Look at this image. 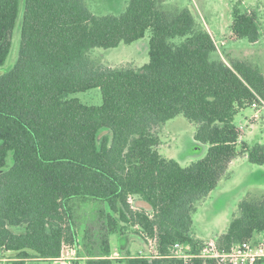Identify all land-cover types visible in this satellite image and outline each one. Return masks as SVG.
Here are the masks:
<instances>
[{
	"label": "trees",
	"instance_id": "16d2710c",
	"mask_svg": "<svg viewBox=\"0 0 264 264\" xmlns=\"http://www.w3.org/2000/svg\"><path fill=\"white\" fill-rule=\"evenodd\" d=\"M166 1L129 0L119 15H98L85 0H0V66L21 19L17 60L0 75V249L16 253L12 264L54 261L65 245L84 258L71 264H222L199 256L207 242L195 235L193 216L230 176L233 160L264 164V144L249 145L234 123L254 102L263 106L264 74L219 57L194 11ZM231 29L236 39L262 36L256 11L239 4ZM149 30L143 66L90 56ZM92 88L101 89V105L72 97ZM180 114L196 124L195 140L209 145L187 166L159 150L160 129ZM87 202L98 204L97 223L83 227L77 209ZM129 227L148 253L114 258L110 236ZM262 232L264 195L249 194L216 244L229 253ZM150 238L158 254L150 253ZM176 243L190 245L193 256L175 257Z\"/></svg>",
	"mask_w": 264,
	"mask_h": 264
},
{
	"label": "rangeland",
	"instance_id": "374dc122",
	"mask_svg": "<svg viewBox=\"0 0 264 264\" xmlns=\"http://www.w3.org/2000/svg\"><path fill=\"white\" fill-rule=\"evenodd\" d=\"M85 2L95 14L119 15L126 10L129 0H85ZM166 2L167 4L189 6L194 11L198 22L209 32H212L210 33L213 34L216 41L219 57L227 58L228 61L229 58L248 61L257 66L264 74V0H167ZM237 4L243 10L256 11L262 26V36L257 42H250L247 38L236 39L233 37L231 29L233 9ZM20 24L21 19L12 35L11 53L6 63L0 66V75L9 71L17 60ZM150 38L151 31L149 30L143 39L138 40L139 42L122 43L114 48L97 47L90 51V56L98 63L114 67L143 66L150 59ZM227 51L231 53L230 57H226ZM72 97H77L88 105H101L103 103L100 88L77 92ZM234 123L242 129V140L249 145L264 144V104L259 111L250 106L244 108L235 115ZM195 131L196 124L182 114L168 120L160 129V153L166 158L176 159L182 166H187L203 158L209 145L203 144L201 146L203 148L197 149L194 138ZM230 172V176L222 178L217 188L197 205V211L193 216V231L201 238L216 240L229 228L233 215L239 212V202L243 198L249 194L264 195V164L258 165L251 163L248 159L239 158L232 162ZM98 208V204L95 202L80 203L77 216L81 226L84 227L88 221L89 226L97 223L96 210ZM136 230L137 227H129L128 234L121 236L120 233H113L110 236L114 258L121 259L129 254L148 253L146 244L135 233ZM83 231L80 233L81 240ZM210 240H205V242H210ZM262 240L264 237L259 239V242ZM188 251L192 253V247ZM1 255L2 250L0 249ZM7 256L12 259L4 263L0 262V264H12L16 253L11 252ZM76 259L84 261V258ZM67 261L65 258L57 262L29 259L26 264H66Z\"/></svg>",
	"mask_w": 264,
	"mask_h": 264
},
{
	"label": "built area",
	"instance_id": "2783aa9c",
	"mask_svg": "<svg viewBox=\"0 0 264 264\" xmlns=\"http://www.w3.org/2000/svg\"><path fill=\"white\" fill-rule=\"evenodd\" d=\"M252 107L258 109V111L263 108V106H260L255 102L253 103ZM256 117H258V114H256ZM130 202H133L132 197H130ZM149 245L151 248L150 253L158 254V251L156 249V238H150ZM190 248V245L176 243L172 248V253L175 257L188 259L193 256L188 251ZM77 253V247L65 245L62 256L55 259L54 261L57 262L65 258L68 260L66 264H71L72 259L82 258L79 257ZM199 256L220 258L222 264H255L259 259L264 257V241H245L243 243L235 245L229 253H221L217 247L216 242L210 241L207 242V246L202 249V253H200Z\"/></svg>",
	"mask_w": 264,
	"mask_h": 264
},
{
	"label": "crops",
	"instance_id": "0c3cea01",
	"mask_svg": "<svg viewBox=\"0 0 264 264\" xmlns=\"http://www.w3.org/2000/svg\"><path fill=\"white\" fill-rule=\"evenodd\" d=\"M211 32V31H210ZM212 33V32H211ZM213 35V34H212ZM139 42V41H138ZM136 43V42H135ZM231 56V53H229L228 51L226 52V57H230ZM223 59L226 61L227 60V58L225 59L224 57H223ZM228 61V60H227ZM196 141V140H195ZM196 145H197V149H200V148H203V147H201V146H203V143H200V142H197L196 141ZM239 158H245V159H248L247 158V156H243V157H238V158H236V159H239ZM235 159V160H236ZM235 160H233V161H235ZM232 161V162H233ZM232 164V163H231ZM231 164H230V166H231ZM229 171H230V168H229ZM231 173V172H230ZM196 235V234H195ZM197 237H199L198 235H196ZM263 237H264V232H262V233H260V234H258L257 235V237H256V240L257 241H259V239L261 240V239H263ZM199 238H201V237H199ZM202 239H204V240H210V239H205V238H202ZM210 241H212V242H216V240H210ZM262 241H264V240H262ZM12 251H8V252H2V255L0 256V262H6L7 260H9V259H12V258H8V254H10ZM7 264V263H6Z\"/></svg>",
	"mask_w": 264,
	"mask_h": 264
}]
</instances>
